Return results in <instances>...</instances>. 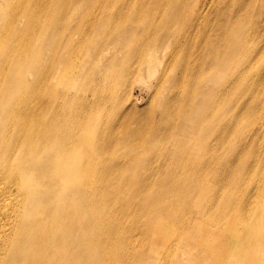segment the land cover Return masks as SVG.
<instances>
[{"label":"bare ground","instance_id":"6f19581e","mask_svg":"<svg viewBox=\"0 0 264 264\" xmlns=\"http://www.w3.org/2000/svg\"><path fill=\"white\" fill-rule=\"evenodd\" d=\"M70 1L0 0V264H264V187L253 202L249 185L233 190L255 180L241 158L255 146L243 117L264 75L252 62L235 64L241 41L261 40L264 0H200L197 10L190 0ZM135 1L144 13L133 16ZM127 13L145 45L111 51L83 38L119 33L106 26ZM212 17L224 19L218 43L206 24ZM171 38L177 51L198 47L194 64L175 66L177 52L149 46ZM60 47V57L71 47L93 51L56 63ZM152 52L162 66L152 96L165 101L145 109L129 90ZM66 71L82 87L56 92L51 78ZM188 224L220 230L194 240Z\"/></svg>","mask_w":264,"mask_h":264},{"label":"rangeland","instance_id":"374dc122","mask_svg":"<svg viewBox=\"0 0 264 264\" xmlns=\"http://www.w3.org/2000/svg\"><path fill=\"white\" fill-rule=\"evenodd\" d=\"M124 2L129 3L130 0H125ZM190 2H191V6L194 9L196 8V10L198 9L197 7L201 6V3H202L200 0H198V1L197 0H190ZM76 3L77 2H75V0H71L68 4H70L71 6L74 5V7H75ZM86 6H88V4ZM80 8L82 9L81 5H80ZM114 8L118 9L119 5L116 4L114 6ZM130 9H132V11L130 13L133 12V16L136 14H139V13H144L143 12V6H142L141 2H137V1L133 2L132 6H131V8H129V10ZM130 13L126 14V18L124 20H122V21H119L117 19L112 20L106 26V28H111V29H115L117 27H120L119 33H117L115 35H111V32H110V34H108V32L107 33L106 32H100V33H95V34L91 35L88 32H85V33H83V38H86L89 43H93V42L95 44L104 43L105 45H107V47H105V48H109L111 51H113L114 49L120 48V47H130L131 45H136V44L139 46H141L143 44L145 45L146 43H144V40L141 39V37H140V31L136 32V29L140 30L141 27H139L138 25H135L134 23H131L129 21V19L131 18L129 16ZM76 18H78V16ZM223 21H224V19L222 17H220V18H213L212 17L211 19H208L206 22V24L209 25L208 29L210 28L211 24L214 25V27H212L210 30H208L209 33L212 34V36H210V37L212 38V40H214V43H218L221 39V35H220L221 30H220V28H215V26L217 23H220ZM76 24H77V20L74 21V23L72 25H70V29L74 30L76 27ZM257 27H258V25H257ZM133 29H134V31H133ZM258 34L261 35V40L259 42H256L255 45H250L249 42L246 43L245 41H241V47H243V49L237 53V55H240L239 58L241 61V66L238 63H236L235 65H237L239 67V69L242 70L241 67H243L245 64L252 62L253 66L255 67L254 68L255 74H257L259 69L262 68L263 75H264V17L261 18V20H260V28L258 29ZM219 35H220V37H219ZM79 37H80V35H78V34L73 36L72 42L73 43L77 42L79 40ZM153 38H154V35H153ZM62 41H63V39H62ZM153 41H154V39H153ZM245 44H246V46H245ZM149 46L152 48L164 47V50L161 52L163 54H166V55H168L169 53L174 54L175 52H177L176 53L177 59H176L175 66L180 65L181 61L188 63V65L194 64V62L196 61V58H197V52L199 51L198 47H178L179 49L177 51V49L173 43V38H171L167 41H164L159 46H154L152 43ZM61 48L62 47L57 49V53H56V55H54V59L56 60V63H59L60 58H63L65 56L66 57L69 56V57L74 58V57H76V55L84 56L85 52L91 53L93 51V49L91 47H83L84 51L83 50L77 51L75 48L71 47V48L67 49L68 52L67 51L64 52L65 55H62L60 57V53L62 52V51H60ZM204 49H205V52L207 53V52H211L213 47H204ZM184 51H185V57H183ZM201 51H202V48H201ZM161 52L158 54L157 57L155 55V52H152L150 54V57L152 58L151 59L152 62L148 66L147 71L142 76H134V78H133V85H132L131 89L129 90V96H131V101L136 103L141 108L150 109V108L154 107V102L156 103L160 100L157 98L154 99L155 97L152 96V93H154V87H155L154 82H156V80L159 78L160 72L162 70L161 69L162 66H157L155 64L158 61V59L161 57ZM255 60H257V61H255ZM82 62L83 61L81 58V61L79 62V64ZM57 65L59 66V71L61 73H63V66H61V64H57ZM57 65L55 64L56 68H58ZM179 71H180L179 69H177L176 71L173 70V72H171V77H173L174 75H179ZM66 72H68V71H66ZM249 72H250V70H244L245 75H247ZM195 73H196V71H192V72H190V75L195 74ZM198 75H200V74H198ZM204 76H206V75H204ZM80 81H81L80 78L77 75L74 76V72L70 71V72H68V75L58 77V78L52 77L51 78V85H53V88L56 89V92L62 91L64 89H66V87H68V88L73 87V90L76 91L82 87ZM167 87L168 86L160 87V89L158 90V93H160L161 95L167 94L169 91L168 89H166ZM171 92L172 93H178V89L172 86ZM160 101H161V104L164 106L165 100H160ZM245 103H246V109L244 111L243 121H244V123H247V122L250 123L248 125L249 130L245 134L246 135L254 134L255 146L253 148L250 146L246 147L245 151H243L241 153V158L244 157V159L247 160V164L249 166L254 167L256 173H255V180L253 182H249L248 180H243L242 182H240L241 185L239 187H238V182H237L233 186V190L234 191H240L244 185H246V184L249 185L250 189H248V191L253 194V198L251 199V202H253V201H256L255 199H256V197H258V195H260L261 188L264 187V158H263L264 157V141L259 144L258 140L256 139V136H257V137H261L264 140V80H263L261 86H260V81L252 85L251 90L248 92V94L245 97ZM96 112H97V116L102 117V115H103L102 109L100 111L97 109ZM105 120L107 123L108 122L112 123L114 121V115L109 114ZM257 144H259L257 147L258 151L255 154H251L255 150ZM121 152H123V151L121 150L120 153ZM96 155L99 156L100 153L97 152ZM98 161H99V164H97V166L99 167L100 166V160L98 159ZM258 166H260V168H262L261 173H260V171L257 170ZM31 177H32V184L35 183L34 177L39 178V176L36 173L31 174ZM37 181H39V180H37ZM38 189H36L32 193V198H35V196L37 195ZM115 197H116V191L114 192V195H113V198H115ZM139 200H140L139 198H135V202H137ZM258 201L264 202V201H261L259 197H258ZM3 205L6 207H13L14 206L12 203H10L8 201L3 202ZM26 206H30V204H28ZM258 207H260V205H257L256 208H258ZM111 219H112V215H110V214L109 215L108 214L101 215L102 222H110ZM188 229H189V235L191 236V239H194V240H198L195 238V236L204 233L205 230H208V232H210L211 230H216V231L220 230L219 228L217 229L216 227L197 229V225H190V224H188ZM209 242H208V244H209ZM222 257H220V259Z\"/></svg>","mask_w":264,"mask_h":264}]
</instances>
